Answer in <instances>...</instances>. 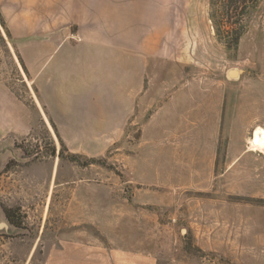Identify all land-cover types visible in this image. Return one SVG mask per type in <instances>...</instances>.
Returning a JSON list of instances; mask_svg holds the SVG:
<instances>
[{"label":"rangeland","instance_id":"1","mask_svg":"<svg viewBox=\"0 0 264 264\" xmlns=\"http://www.w3.org/2000/svg\"><path fill=\"white\" fill-rule=\"evenodd\" d=\"M223 1L154 0L126 70L78 0H0V264H264V0L232 48Z\"/></svg>","mask_w":264,"mask_h":264},{"label":"crops","instance_id":"2","mask_svg":"<svg viewBox=\"0 0 264 264\" xmlns=\"http://www.w3.org/2000/svg\"><path fill=\"white\" fill-rule=\"evenodd\" d=\"M87 2L90 3L89 7L86 6ZM78 3H81L84 7L82 9L80 7V11H78L79 13L82 12L80 13V22L82 23L77 24L81 29L89 28L90 35L88 34L89 36L87 37L85 32L81 33V37L86 39V43L81 47L79 53L76 52L74 58L79 59L86 68L90 66L97 69L98 60L110 59V66L112 61H115L117 66L119 65V67L129 70V52H137L140 47L135 45V43L138 44L136 39L131 43L127 39H133L135 36L137 38L139 28L143 26L153 28L155 23H159L160 6L155 5L154 0H78ZM119 37L120 51L118 53L108 52V46L119 40ZM256 128H261L264 131L260 126L255 127L254 130ZM250 137L248 139V149L250 151H262L249 148ZM81 248H84L83 251L92 252L87 245H81ZM72 251L80 253L79 249ZM79 253L74 254L71 260H67V262L56 259L43 261L42 264H121L117 261L99 260L98 258L103 257V254L102 256L89 254L84 257L85 254L80 259Z\"/></svg>","mask_w":264,"mask_h":264},{"label":"trees","instance_id":"3","mask_svg":"<svg viewBox=\"0 0 264 264\" xmlns=\"http://www.w3.org/2000/svg\"><path fill=\"white\" fill-rule=\"evenodd\" d=\"M257 1L258 0H256L255 2L257 3ZM223 4V11L226 19L225 22L221 23L215 21L214 14H212L210 18L214 22L216 36L224 41V44L227 48L236 47L241 37L242 30H240L241 28L237 29L236 27H234V24H237L239 22L238 19H235L234 16H237L239 18L244 14V10L248 8L247 0H224Z\"/></svg>","mask_w":264,"mask_h":264},{"label":"bare ground","instance_id":"4","mask_svg":"<svg viewBox=\"0 0 264 264\" xmlns=\"http://www.w3.org/2000/svg\"><path fill=\"white\" fill-rule=\"evenodd\" d=\"M249 148L252 150H262L263 151V149H264V131L261 128H256L253 131V136L249 142Z\"/></svg>","mask_w":264,"mask_h":264},{"label":"water","instance_id":"5","mask_svg":"<svg viewBox=\"0 0 264 264\" xmlns=\"http://www.w3.org/2000/svg\"><path fill=\"white\" fill-rule=\"evenodd\" d=\"M6 230L7 229V226L4 222L0 221V230Z\"/></svg>","mask_w":264,"mask_h":264}]
</instances>
